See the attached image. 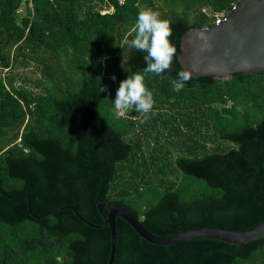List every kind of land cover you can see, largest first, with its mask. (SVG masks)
Masks as SVG:
<instances>
[{"label": "trees", "instance_id": "obj_1", "mask_svg": "<svg viewBox=\"0 0 264 264\" xmlns=\"http://www.w3.org/2000/svg\"><path fill=\"white\" fill-rule=\"evenodd\" d=\"M31 1L18 17L21 0H0V264H106L99 201L160 236L264 218V72L192 76L175 92L177 56L170 70L146 73L145 53L123 44L139 6L171 22L178 52L186 28L236 0ZM137 72L155 101L146 123L135 111L118 117L112 101ZM114 226L111 264H264V235L159 244L118 215Z\"/></svg>", "mask_w": 264, "mask_h": 264}, {"label": "water", "instance_id": "obj_2", "mask_svg": "<svg viewBox=\"0 0 264 264\" xmlns=\"http://www.w3.org/2000/svg\"><path fill=\"white\" fill-rule=\"evenodd\" d=\"M176 56L182 70L189 69L193 77L211 75L214 78H227L236 71L247 74L264 72V0H236L221 18L207 25L186 28L180 35ZM96 207L103 216L101 225L107 224L109 230L106 264H111L113 259L116 215L124 219L139 236L159 244L195 237H212L240 244L264 235L263 218L242 230L201 226L160 236L151 233L139 219L110 201H99ZM102 207L106 208V213L102 212Z\"/></svg>", "mask_w": 264, "mask_h": 264}, {"label": "clouds", "instance_id": "obj_3", "mask_svg": "<svg viewBox=\"0 0 264 264\" xmlns=\"http://www.w3.org/2000/svg\"><path fill=\"white\" fill-rule=\"evenodd\" d=\"M171 36V22L162 19L158 11L144 5L139 6L134 38L130 41L125 39L123 44L145 53L144 72L160 75L170 70L173 58L177 55V50L169 39ZM200 36L205 39L203 34ZM191 78L192 73L189 69L179 71L173 91H181ZM112 79L115 80V76ZM144 79V75L137 72L120 81L115 98L112 100L118 117L135 111L142 116L140 123H146L151 118L149 114L152 113L155 101L152 92L145 86ZM105 90L101 88V91Z\"/></svg>", "mask_w": 264, "mask_h": 264}, {"label": "rangeland", "instance_id": "obj_4", "mask_svg": "<svg viewBox=\"0 0 264 264\" xmlns=\"http://www.w3.org/2000/svg\"><path fill=\"white\" fill-rule=\"evenodd\" d=\"M156 4H159L161 7H162V4L161 3H159V2H157ZM177 4V7L176 8H178V9H180V5L178 4V3H176ZM23 13V11H21V13L20 14H22ZM18 17H20V15H17ZM23 67V68H22ZM33 70L32 69V64L30 63V66H29V68L27 67V69L24 67V65H20L19 66V68H17V69H15L14 71H15V74H16V76H17V79H19V76L18 75H20L21 74V72L23 73V70ZM20 72V73H19ZM24 74V73H23ZM32 74V72H27V77H29V80L27 79V77H26V79L28 80V82H29V84H31L32 82H31V80H32V78H33V76H30ZM17 79H16V81H17ZM162 114H164V113H162ZM136 123V121L135 120H132V123L130 124V128H131V132H133L135 129H137L138 127H139V125H136L135 124ZM159 126H160V124H159V122L158 123H156V125H154L153 127L154 128H158L159 129ZM140 133V132H139ZM140 137H141V135H140ZM148 140V139H147ZM142 141H143V139H142ZM158 150L159 151H163L164 150V147H159L158 148Z\"/></svg>", "mask_w": 264, "mask_h": 264}, {"label": "built area", "instance_id": "obj_5", "mask_svg": "<svg viewBox=\"0 0 264 264\" xmlns=\"http://www.w3.org/2000/svg\"><path fill=\"white\" fill-rule=\"evenodd\" d=\"M122 0H118V2H121ZM233 5V4H231ZM26 6L28 7V10H32V1L31 0H21L20 5L15 9V13L17 15H21V11H25ZM202 10L206 13V14H210V11L207 10L205 7H202ZM101 12L106 11V9L101 8L100 9ZM224 15V13L220 12V13H214V19L213 20H217L219 18H221ZM16 141H19V137L16 138ZM24 150H26V148H23Z\"/></svg>", "mask_w": 264, "mask_h": 264}, {"label": "crops", "instance_id": "obj_6", "mask_svg": "<svg viewBox=\"0 0 264 264\" xmlns=\"http://www.w3.org/2000/svg\"><path fill=\"white\" fill-rule=\"evenodd\" d=\"M103 8L106 9V10H110L111 9L110 6L109 7L104 6Z\"/></svg>", "mask_w": 264, "mask_h": 264}]
</instances>
